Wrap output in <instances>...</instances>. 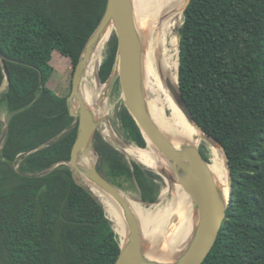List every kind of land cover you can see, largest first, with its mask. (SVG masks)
I'll list each match as a JSON object with an SVG mask.
<instances>
[{"label": "trees", "instance_id": "16d2710c", "mask_svg": "<svg viewBox=\"0 0 264 264\" xmlns=\"http://www.w3.org/2000/svg\"><path fill=\"white\" fill-rule=\"evenodd\" d=\"M106 6L107 0H0V50L11 75L0 99L10 115L0 152V264H115L120 255V229L64 164L77 128L68 130L69 94L51 86L54 53L69 60L73 75ZM180 34L181 92L202 130L224 148L233 183L222 228L202 264H264V0H191ZM117 49L113 35L99 52L103 82ZM4 81L0 63V88ZM120 119L129 138L146 148L124 106ZM95 147L109 181L133 182L144 201L156 202L150 171L132 162L133 172L98 133ZM144 151L154 155L151 147ZM210 169L221 183L212 162Z\"/></svg>", "mask_w": 264, "mask_h": 264}, {"label": "water", "instance_id": "95a60500", "mask_svg": "<svg viewBox=\"0 0 264 264\" xmlns=\"http://www.w3.org/2000/svg\"><path fill=\"white\" fill-rule=\"evenodd\" d=\"M190 1H187L184 11L189 6ZM110 28L111 31H109ZM108 32H110L108 41L114 35L118 42V49L112 72L106 82H103L100 77L102 58L96 67L97 84L104 87L100 101L107 100L117 83L119 84L125 108L139 127L147 143L146 147L154 149L157 156L169 166L170 171L168 173L164 171L155 172L167 183L180 186L185 191L192 201L193 210L197 216L189 237L185 243L177 248L171 258L154 255L151 252L144 237L140 219L128 202L127 195L98 169L100 155L95 147L97 133L124 156L127 155L122 148L127 145L126 143L121 141L116 144L103 137L104 134L101 131L103 123L113 131L107 115L98 117L96 110L88 106L82 96V84L90 58ZM174 32L178 41V61L180 62V27H176ZM142 50L143 41L136 22L134 1L107 0L105 13L86 43L73 73L71 92L66 102L69 114L74 118V122L68 130L76 127L77 135L72 148L71 159L64 164L69 167L76 184L84 188L103 207L106 214L107 211L96 193L100 192L111 197L119 205L126 226V234L123 240L120 239L121 252L115 264H202L217 239L225 219L226 210L231 204L233 183L230 164L222 145L202 130L190 112L180 89L179 76L177 77L176 88L168 85L172 97L187 121L223 150L229 180L227 195L223 192L222 184L212 173L211 161L204 158L200 145L194 141L176 138L177 135L160 129L153 121L143 85ZM0 63L5 75V81L0 88L1 99L2 92L8 91L11 87V75L1 50ZM0 125L2 126L0 134L1 152L8 140L9 124L8 121L6 122L0 117ZM57 138L24 154L23 158ZM132 162L137 164L140 162L136 159L129 160L134 172ZM159 200L155 204H158ZM138 201L145 205H153L144 200ZM110 221L112 220L110 219Z\"/></svg>", "mask_w": 264, "mask_h": 264}, {"label": "bare ground", "instance_id": "6f19581e", "mask_svg": "<svg viewBox=\"0 0 264 264\" xmlns=\"http://www.w3.org/2000/svg\"><path fill=\"white\" fill-rule=\"evenodd\" d=\"M133 1L143 44L144 40L146 41L142 73L150 115L160 129L174 133L177 135L176 138L194 141L198 145L203 141L208 144L211 162L219 174L223 192L227 195L229 180L223 150L187 121L175 103L168 86L177 87L179 47L173 31L176 27H180L179 22L188 0ZM109 37L110 32L92 54L85 77L95 75L96 58L101 49L105 48ZM100 89V85L97 86V90L88 86L82 89L86 104L96 110L98 117L107 115L106 100L100 101L104 89L101 91L102 94L99 92ZM101 131L108 141L116 144L121 142L115 132L104 123L101 125ZM122 148L128 156L135 158L149 169L167 173L170 171L168 164L159 158L155 151L151 156L139 147L124 145ZM165 189L166 191L163 190L161 195V202L149 208L128 195L127 199L140 219L144 237L151 252L154 255L171 258L177 248L189 237L197 216L190 197L180 186L168 183ZM96 194L112 222L120 229L124 239L126 226L119 205L107 195L100 192ZM169 196H172L169 204L161 209V203Z\"/></svg>", "mask_w": 264, "mask_h": 264}, {"label": "rangeland", "instance_id": "374dc122", "mask_svg": "<svg viewBox=\"0 0 264 264\" xmlns=\"http://www.w3.org/2000/svg\"><path fill=\"white\" fill-rule=\"evenodd\" d=\"M182 22H183V15H182V18L179 22L180 26H181ZM173 34L176 37L174 31H173ZM145 45H146V41L144 40L143 50H142L143 53H144V46ZM101 50H103V52H104L105 48H102ZM143 53H142V62H143ZM100 60L101 59L99 57L96 58L97 66H98ZM102 60H103V56H102ZM53 63H54L55 70H54V75L52 77V83L53 84H51V86L54 87L53 89L56 92H58L59 95L66 96V95L70 94V92H71L72 78H73L71 70H70V68H68V66L70 65L69 60L63 58L58 52H56V53H54V56H53ZM94 77H95V75L86 76L85 79L83 80L82 89H85V87L88 86L90 88H94L95 90H97L98 84L96 81V77L95 78ZM101 91H103V89H100L99 92L101 93ZM106 104H107V117H108V120H109V122L113 128V131L117 135V137L120 139V141L126 143L129 146L138 147L129 138L128 132L123 128V125H122V122L120 119V112L122 110V107L123 106L125 107L123 99H122V92H121L120 86H118L117 88H114L112 90V92L110 93V95L108 96V98L106 100ZM0 117L6 122L10 118V115L8 114L5 106H2L0 108ZM103 137L105 138L104 135H103ZM200 147L205 152V154L209 157V159L211 161V158H210L211 157V151L209 149L208 144L205 141H203L200 144ZM145 149H149V147H146ZM125 158L127 161H129V160L132 161L135 159V158L127 156V155H125ZM139 164L143 169L150 171L156 177L154 182L158 186V189H159L158 195H157V200L160 199L159 200V203H160L162 192H163V190L166 191L165 188L167 187L168 183L164 179H162L160 176H158L155 171L149 169L148 167H146L142 163H139ZM116 186H118L126 195H128V196H130L136 200H143L141 190L133 182L121 181V186L120 185H116ZM171 198H172V196H169L167 199H165L161 203V209H164L169 204ZM151 204L154 205L155 203H151ZM143 205L146 206L147 208L150 207V205H145V204H143ZM108 218H110L109 215H108Z\"/></svg>", "mask_w": 264, "mask_h": 264}]
</instances>
